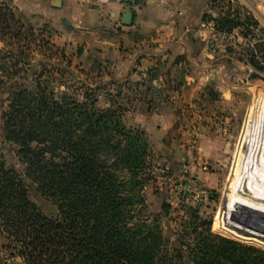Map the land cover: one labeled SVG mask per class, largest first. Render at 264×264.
I'll return each mask as SVG.
<instances>
[{
	"label": "rangeland",
	"instance_id": "1",
	"mask_svg": "<svg viewBox=\"0 0 264 264\" xmlns=\"http://www.w3.org/2000/svg\"><path fill=\"white\" fill-rule=\"evenodd\" d=\"M69 1L0 0L13 12L25 37L13 47L0 42L3 54H11L22 67L0 96V160L20 168L15 152L4 141L3 112L11 88L26 85L24 89L36 92L39 85L56 98L67 94L78 100L91 89L99 108L117 103L125 110L124 125L146 133L153 180L144 189L146 207L140 217L158 216L170 256L175 257L180 240L194 238L186 232L192 230L186 228L189 222L199 230L210 226L215 235L264 251V225L248 220L237 209L245 205L264 212V72L250 64L254 57L263 61L258 57L264 42V0H206L203 16L208 19L202 17L203 30L207 31L205 44L215 56L209 60L215 71L206 73V87L198 100L169 101V105L171 95L181 92L180 82L165 79L160 88L153 83L158 74H151L152 70L146 83L120 79L114 75L110 55L92 60L93 53L84 54L91 40L70 27ZM221 18H233L238 27L232 32L219 30ZM92 44L97 46L95 41ZM161 105L180 109L168 122L150 116L144 128L135 123V113L147 108L155 113ZM26 184L43 214L57 217L56 205L33 183ZM163 202L172 206L169 217L159 216ZM4 243L0 238V264H23L15 251L4 249Z\"/></svg>",
	"mask_w": 264,
	"mask_h": 264
},
{
	"label": "trees",
	"instance_id": "2",
	"mask_svg": "<svg viewBox=\"0 0 264 264\" xmlns=\"http://www.w3.org/2000/svg\"><path fill=\"white\" fill-rule=\"evenodd\" d=\"M221 19L219 30L238 27L233 18ZM21 28L0 4V42L13 47L24 41ZM260 47L263 61L254 57L250 64L264 72V42ZM12 59L0 50V96L22 71ZM25 86L11 88L3 112L4 141L20 168L0 160V238L23 264H264L263 250L193 222L186 232L194 238L180 240L170 256L158 216L140 217L144 189L153 180L146 133L124 125L125 110L117 103L99 108L91 89L78 100ZM27 181L56 205L57 217L31 200ZM171 210L163 202L159 216Z\"/></svg>",
	"mask_w": 264,
	"mask_h": 264
},
{
	"label": "crops",
	"instance_id": "3",
	"mask_svg": "<svg viewBox=\"0 0 264 264\" xmlns=\"http://www.w3.org/2000/svg\"><path fill=\"white\" fill-rule=\"evenodd\" d=\"M205 2L113 0L100 5L98 0H71L68 23L72 30L75 28L91 40L90 46L84 47L85 55L93 53L92 60L96 56V60L112 57L115 77L146 83L152 70L151 74H158L153 83L160 88L165 79L171 84H182L178 96L172 94L166 104L169 101L190 103L202 96L209 76L206 73L213 66L209 60L215 58L205 44L207 31L203 30L202 21ZM128 11L133 12V20L125 24L123 18ZM93 41L97 46H92ZM166 107L155 113L149 108L135 113V123L144 128L150 116L167 118L168 122L169 117L176 115L174 110L180 108Z\"/></svg>",
	"mask_w": 264,
	"mask_h": 264
},
{
	"label": "water",
	"instance_id": "4",
	"mask_svg": "<svg viewBox=\"0 0 264 264\" xmlns=\"http://www.w3.org/2000/svg\"><path fill=\"white\" fill-rule=\"evenodd\" d=\"M133 20V12L132 11H128L124 14V18H123V22L125 24H130ZM237 209L239 211V213L241 215H244V217H246L248 220L256 223V224H262L264 225V212L255 210L253 208H250L248 206L245 205H238ZM237 231V228H235ZM238 232H240V234L244 235V236H249V234L247 235V232H241L240 230H238Z\"/></svg>",
	"mask_w": 264,
	"mask_h": 264
},
{
	"label": "built area",
	"instance_id": "5",
	"mask_svg": "<svg viewBox=\"0 0 264 264\" xmlns=\"http://www.w3.org/2000/svg\"><path fill=\"white\" fill-rule=\"evenodd\" d=\"M110 1H113V0H98V3L101 5H105V4L109 3Z\"/></svg>",
	"mask_w": 264,
	"mask_h": 264
},
{
	"label": "bare ground",
	"instance_id": "6",
	"mask_svg": "<svg viewBox=\"0 0 264 264\" xmlns=\"http://www.w3.org/2000/svg\"><path fill=\"white\" fill-rule=\"evenodd\" d=\"M258 132V131H257ZM258 135V134H257ZM262 135H263V133H262ZM255 137H256V135H255ZM259 138V137H258ZM257 139V138H256ZM261 140V139H260ZM260 140H259V143H260ZM264 141V140H263ZM251 144V143H250ZM250 144H249V147H251L252 146V144H251V146H250ZM264 144V143H263ZM242 157V156H241ZM240 164V163H239Z\"/></svg>",
	"mask_w": 264,
	"mask_h": 264
}]
</instances>
